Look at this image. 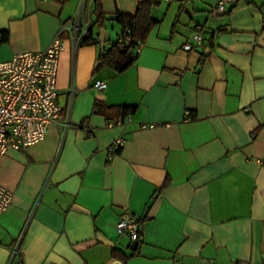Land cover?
Masks as SVG:
<instances>
[{"label": "crops", "instance_id": "crops-1", "mask_svg": "<svg viewBox=\"0 0 264 264\" xmlns=\"http://www.w3.org/2000/svg\"><path fill=\"white\" fill-rule=\"evenodd\" d=\"M92 1L0 0V61L64 42L62 120L0 159V183L12 192L0 214V264H264V0L225 11L218 0H155L158 23L121 73L98 67L121 31L109 18L152 0H100L104 47L59 31L80 9L81 23L91 21ZM96 103L135 109L121 119ZM119 136L126 142L110 155ZM125 214L146 217L133 255L115 227Z\"/></svg>", "mask_w": 264, "mask_h": 264}, {"label": "built area", "instance_id": "built-area-1", "mask_svg": "<svg viewBox=\"0 0 264 264\" xmlns=\"http://www.w3.org/2000/svg\"><path fill=\"white\" fill-rule=\"evenodd\" d=\"M235 0H218L216 9L225 11ZM82 9L74 19L64 21L60 32H68L74 42H79L87 33L90 21L81 23ZM194 40L200 41L195 35ZM128 41V38H127ZM190 44L185 48L189 49ZM64 49L62 38L56 36L43 50L19 51L11 59L0 61V159L8 149H20L41 141L51 123H60V106L57 102L56 78L60 53ZM107 83L95 80L93 87L103 90ZM190 119V117H187ZM155 123H144L143 128H154ZM126 139L116 137L108 146L110 155L124 146ZM12 201V192L0 183V214ZM119 234L136 240L141 233L140 220L131 215L121 216L115 224ZM18 248L12 251L17 256ZM17 264L22 260L17 259ZM198 264H217L214 260H203ZM237 264H246L238 262Z\"/></svg>", "mask_w": 264, "mask_h": 264}, {"label": "trees", "instance_id": "trees-1", "mask_svg": "<svg viewBox=\"0 0 264 264\" xmlns=\"http://www.w3.org/2000/svg\"><path fill=\"white\" fill-rule=\"evenodd\" d=\"M154 2L155 0L140 2L134 15L115 13L109 18L113 23L120 27L121 31L117 35L116 40L111 43L107 50L102 49V52L98 57V67L106 66L111 68L116 73H121L134 63L137 58V54L135 52L136 47H138L141 42L145 41L150 30L158 23V21L153 19L151 16V9ZM106 19L107 17L102 9L101 1L93 0L91 6L90 25L86 35L79 41V43L99 44V32L94 34L93 28L95 26L98 30L103 28L105 26ZM6 35V32L1 33L2 40L6 39ZM95 109L96 111L103 113L105 116H109V111L116 110L117 115L115 118L119 117L124 119L133 113L135 107L122 106L115 109L114 107H101L99 103H96ZM165 185L166 184L163 186ZM145 218L146 217H143L140 220V223ZM140 236L141 233L136 239L138 245L140 243ZM137 249L138 247H135L131 255H133ZM113 254L114 256H119L121 259H125V256L119 254L116 249H113Z\"/></svg>", "mask_w": 264, "mask_h": 264}, {"label": "water", "instance_id": "water-1", "mask_svg": "<svg viewBox=\"0 0 264 264\" xmlns=\"http://www.w3.org/2000/svg\"><path fill=\"white\" fill-rule=\"evenodd\" d=\"M108 35V30L103 27L99 30V35H98V42L100 43L101 47H104V43H105V39ZM132 52V51H130ZM208 52V50H207ZM137 245V241L136 240H133L132 243H131V249H134ZM112 264H121L119 261H115L113 262Z\"/></svg>", "mask_w": 264, "mask_h": 264}, {"label": "rangeland", "instance_id": "rangeland-1", "mask_svg": "<svg viewBox=\"0 0 264 264\" xmlns=\"http://www.w3.org/2000/svg\"><path fill=\"white\" fill-rule=\"evenodd\" d=\"M110 35L108 36L109 39L114 38V30L110 29Z\"/></svg>", "mask_w": 264, "mask_h": 264}]
</instances>
